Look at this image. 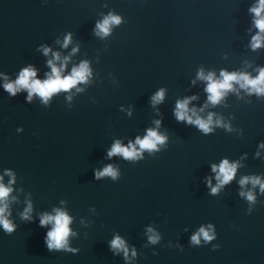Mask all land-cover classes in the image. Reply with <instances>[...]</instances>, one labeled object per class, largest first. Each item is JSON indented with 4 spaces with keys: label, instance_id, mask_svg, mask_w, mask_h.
Here are the masks:
<instances>
[{
    "label": "water",
    "instance_id": "water-1",
    "mask_svg": "<svg viewBox=\"0 0 264 264\" xmlns=\"http://www.w3.org/2000/svg\"><path fill=\"white\" fill-rule=\"evenodd\" d=\"M256 4L0 0V176L6 184V171L15 176L9 204L17 226L12 234L0 228V264H264V192L240 185L244 177L264 181V97L240 89L213 106L198 79L201 70L219 78L221 70L255 76L264 67V47H250L259 31L250 12ZM110 14L121 23L97 35ZM52 53L70 57L62 75L88 62V82L47 104L38 96L28 102L26 90L15 97L5 91L3 76L14 81L29 66L47 79ZM160 90L164 99L154 105ZM192 96L198 98L189 108H203L205 119L214 113L230 130L214 125L205 134L177 121V102ZM149 129L167 138L158 151L145 150L136 160L108 156L117 141L127 147ZM224 159L240 166L212 194L209 180L218 183L212 166ZM109 165L117 178L96 179ZM248 191L255 202L241 196ZM29 202L32 220L25 221ZM57 208L73 218L75 252L49 251L44 243L51 226L40 227V215ZM209 226L215 239L193 245L191 237ZM150 228L160 236L155 244ZM116 236L125 240L128 259L111 250Z\"/></svg>",
    "mask_w": 264,
    "mask_h": 264
},
{
    "label": "clouds",
    "instance_id": "clouds-1",
    "mask_svg": "<svg viewBox=\"0 0 264 264\" xmlns=\"http://www.w3.org/2000/svg\"><path fill=\"white\" fill-rule=\"evenodd\" d=\"M250 12L254 14V26L258 29V33L252 37L250 47L253 51L264 47V0H257V4L250 9ZM121 23V18L115 15H109L104 18L101 23L96 26V34L101 36H107L111 32V27L113 25H119ZM71 35L69 34L64 41L63 47L67 48L71 43ZM44 54L48 55L51 49L45 47L43 48ZM78 51V49H73V53ZM54 59L48 61V65L51 68V72L47 74V79L40 80L37 78V71L34 67L29 66L22 69L19 75L14 81H10L7 76H3L4 84L3 88L12 97H15L19 92L26 90L28 93L27 100L31 102L34 96L41 98L42 102L47 104L51 98L60 92H70L73 88L81 83H87L89 77L91 76V69L88 62H82L77 67H73L71 73L68 75H62L65 72L67 63L70 57L61 58L59 53H52ZM57 62H60V66H57ZM257 74L253 76L248 72H228L226 70H221L219 78L216 77L215 73L209 72L205 74L203 70L198 73V79L205 81L207 86L205 91L208 93V103L215 106L220 104L229 92H236L239 94V90L243 89L248 95H257L258 97H264V67L256 69ZM195 83V81H193ZM239 86L238 88L236 86ZM82 91V89H77ZM198 97L192 96L190 98H185L182 101H178L176 104V109L174 115L177 121L186 122L189 125L197 126L205 134L214 131L215 126H223L229 128L228 125L223 124L221 119H214V113H209L207 118H203L200 113L204 109L197 110L196 108H189V104L192 100H196ZM71 99V97H69ZM164 99V91L160 90L152 97V103H161ZM208 105H205V108ZM157 126H159L160 121H157ZM230 130V128H229ZM166 137L159 134L157 130L149 129L144 138L137 137L135 143H129L127 147L122 146V144L117 141L110 151L108 156L112 157L115 155H121L128 160H136L141 158L143 151L147 150L149 152L158 151L159 145H163L166 142ZM139 146V150L136 146ZM264 148V144L260 145ZM259 155V153H257ZM238 162H229L227 159L221 161L219 165H213L212 171L216 173L217 185L212 187L211 180L208 184L211 188L212 194L219 192L220 188L231 182L236 174L239 167ZM5 175L10 176L11 180L6 184L4 182V177L0 176V228H2L6 233L12 234L16 231L17 226L10 219V197L13 192L12 184L15 183V176L11 171H6ZM105 176H110L116 179L118 176V171L115 170L111 165L106 166L102 171H96V179H100ZM252 184L253 187L259 185L261 192H264V181L259 177H244L240 180L241 186H246ZM241 196H245L248 201L255 202V195L253 192H241ZM14 199V198H13ZM32 204L28 203V207L22 213V219L25 221L32 220ZM72 217L62 209H54L53 213H43L40 215L39 224L40 227H48L50 230L47 231L44 237V243L49 251H69L75 252V249L69 247V237L73 235L70 225L72 223ZM150 233L149 241L152 244L157 243L160 240V236L153 232L150 228L148 229ZM211 232V234H210ZM201 237L205 243L215 239V232L209 226V229L201 228L195 235L191 237V243L193 245H200ZM110 248L117 254L122 251L125 255V259H128V247L125 240L121 237L116 236L110 242ZM217 246H214L213 250H216ZM135 251L133 250L132 255L135 256Z\"/></svg>",
    "mask_w": 264,
    "mask_h": 264
}]
</instances>
